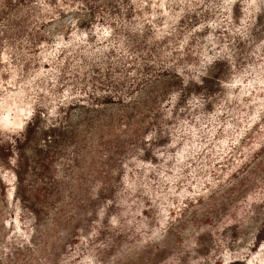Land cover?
Wrapping results in <instances>:
<instances>
[{"label":"rangeland","instance_id":"obj_1","mask_svg":"<svg viewBox=\"0 0 264 264\" xmlns=\"http://www.w3.org/2000/svg\"><path fill=\"white\" fill-rule=\"evenodd\" d=\"M111 5L0 18V264H264V0Z\"/></svg>","mask_w":264,"mask_h":264},{"label":"trees","instance_id":"obj_2","mask_svg":"<svg viewBox=\"0 0 264 264\" xmlns=\"http://www.w3.org/2000/svg\"><path fill=\"white\" fill-rule=\"evenodd\" d=\"M113 0H0V18L5 14V12L8 10L9 7L17 8L21 12L20 19L23 20L26 18L24 17V9L28 10L29 7H33L37 10V15H42L41 18V24L45 22V20L53 21V18H51L53 13L58 10L62 9L65 6L73 7L75 4H79L82 6L86 13L92 14V15H98L100 17L99 11H102L105 9L106 13H111V10L113 9L112 4ZM133 11V7H128L126 12ZM107 18L105 16L101 17L102 21ZM23 22V21H22ZM101 24V22L99 23ZM19 26V25H18ZM106 35V32L103 33V35ZM103 101L111 102L114 101L113 98L109 96H103L101 98Z\"/></svg>","mask_w":264,"mask_h":264}]
</instances>
